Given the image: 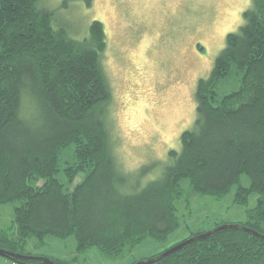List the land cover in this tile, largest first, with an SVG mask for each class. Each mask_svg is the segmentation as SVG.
<instances>
[{"label":"trees","instance_id":"trees-1","mask_svg":"<svg viewBox=\"0 0 264 264\" xmlns=\"http://www.w3.org/2000/svg\"><path fill=\"white\" fill-rule=\"evenodd\" d=\"M38 1L0 0V205L21 200L18 237L2 234L0 247L18 252L30 238L75 235L80 250L122 255L148 238L167 241L182 226L183 179L221 197L244 173L251 184H239L235 202L260 196L240 224L264 235V0H252L211 74L198 81L197 118L181 150L171 149L160 175L144 184L156 164L124 173L113 155L103 22L75 39ZM232 74L239 88L215 103L219 81ZM148 264H264V237L226 228Z\"/></svg>","mask_w":264,"mask_h":264},{"label":"rangeland","instance_id":"rangeland-1","mask_svg":"<svg viewBox=\"0 0 264 264\" xmlns=\"http://www.w3.org/2000/svg\"><path fill=\"white\" fill-rule=\"evenodd\" d=\"M252 0H39L37 8L53 13V25L65 28L75 39L89 36L94 20L103 22L107 47L101 64L112 92L108 126L117 169L135 173L156 164L141 184L158 177L170 159L171 149L181 150V135L197 118L198 81L209 77L215 59L226 46L228 33L244 23L243 13ZM237 75L219 81V99L239 88ZM27 102V101H26ZM29 112L31 104L26 103ZM240 182L221 197L198 193L189 179L180 184L177 200L182 226L167 241L145 239L122 255L96 246L80 250L75 235L30 238L18 253L56 258L63 264H134L221 223L248 221L257 193L248 204L235 202ZM21 200L0 205V236L18 237L15 207ZM195 233V234H193ZM0 264H17L0 255Z\"/></svg>","mask_w":264,"mask_h":264},{"label":"water","instance_id":"water-1","mask_svg":"<svg viewBox=\"0 0 264 264\" xmlns=\"http://www.w3.org/2000/svg\"><path fill=\"white\" fill-rule=\"evenodd\" d=\"M226 228L243 229L245 231L253 232L255 234H258V235L264 237L263 234H260L257 231L253 230L252 228L247 227L245 225H242L240 223H224V224L217 225L216 227H214L208 231L193 235L190 238H187L186 240L182 241L181 243H178V244L174 245L173 247H170L169 249L163 251L159 255H156L155 257H152V258H149L146 260H141V261L135 262L134 264H148V263L155 262V261L171 254L172 252L178 250L179 248L195 241V240L207 238V237L213 235L214 233H216L222 229H226ZM0 255L11 260V261H14V262L19 261L22 264H29V263L24 262L23 261L24 259H38V260H40V262H38L37 264H57L53 259H51L49 257L20 254L18 252L6 249L4 247H0Z\"/></svg>","mask_w":264,"mask_h":264}]
</instances>
